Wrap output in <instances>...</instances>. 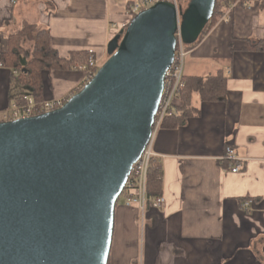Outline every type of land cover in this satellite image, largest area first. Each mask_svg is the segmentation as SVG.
<instances>
[{
  "label": "crops",
  "instance_id": "crops-1",
  "mask_svg": "<svg viewBox=\"0 0 264 264\" xmlns=\"http://www.w3.org/2000/svg\"><path fill=\"white\" fill-rule=\"evenodd\" d=\"M131 1L0 0V44L4 49L8 36L35 25L49 31L61 57L88 52L102 66L108 44L130 23ZM229 8L188 50L184 68L187 78L222 73L226 99L195 95L196 116L156 132L151 149L162 165L166 203L143 211L126 206L123 196L108 264H264V9L258 1ZM28 43L33 51L25 38L22 48L30 52ZM84 78L74 69L42 72V100L77 93ZM27 92L10 69L0 68V123ZM181 105L176 99L175 113ZM229 146L242 160L237 174L221 161ZM245 200L252 201L248 211Z\"/></svg>",
  "mask_w": 264,
  "mask_h": 264
},
{
  "label": "water",
  "instance_id": "water-1",
  "mask_svg": "<svg viewBox=\"0 0 264 264\" xmlns=\"http://www.w3.org/2000/svg\"><path fill=\"white\" fill-rule=\"evenodd\" d=\"M215 5L144 10L63 108L0 123V264H108L115 208L152 141L178 37L195 45Z\"/></svg>",
  "mask_w": 264,
  "mask_h": 264
},
{
  "label": "trees",
  "instance_id": "trees-1",
  "mask_svg": "<svg viewBox=\"0 0 264 264\" xmlns=\"http://www.w3.org/2000/svg\"><path fill=\"white\" fill-rule=\"evenodd\" d=\"M235 1H258L264 9V0H216L214 13L204 33L218 23L230 4ZM24 38L33 42L32 54L22 48L21 42ZM192 47L187 46L188 50ZM90 57L92 56L88 52H71L67 57H61L50 45L49 31H39L37 26L30 24L24 25L16 34L8 36L6 49L0 50V64L10 70H15L18 73L16 77L19 86L26 88L38 101H42V72L69 71L76 64L87 65ZM184 80L185 87L176 98L182 105L177 113L165 119L161 128L176 129L190 117L196 116L198 110L192 102L195 95L204 102H223L226 99L227 78L222 73L200 78L185 77ZM162 175V165L154 159L150 164L147 179L149 198L162 196ZM125 189L121 196L126 195Z\"/></svg>",
  "mask_w": 264,
  "mask_h": 264
},
{
  "label": "built area",
  "instance_id": "built-area-1",
  "mask_svg": "<svg viewBox=\"0 0 264 264\" xmlns=\"http://www.w3.org/2000/svg\"><path fill=\"white\" fill-rule=\"evenodd\" d=\"M16 2L17 0H12V3L15 4ZM159 2H170L178 7L177 0H132L127 9V16L131 21L141 12L151 8ZM238 4L239 1L231 4L228 13H230L232 9L237 7ZM124 31L125 30L121 31L120 33ZM1 49L3 48L0 44V50ZM187 56V45H185L182 42L181 38L178 37L174 62L165 76L164 89L158 112L155 117L152 140L156 132L161 128L165 119L175 113L174 104L176 98L179 95L180 91L185 87L184 68ZM0 68L5 67L0 64ZM100 68V64L93 57H90L87 65L77 64L74 66V70L82 71L85 73V78L78 92L96 76ZM11 73L13 76H17L18 74L15 70H11ZM75 94H70L60 99L38 101L33 97L31 93L27 92L26 94L16 97L12 101L9 108L4 112V122L33 118L42 114L54 112L63 108ZM154 159H156V157L152 152L150 143L141 156L140 160L136 162L132 167L130 176L125 186L126 206L137 205L143 211L146 206H152L156 209H161L162 207H164L166 203L164 197L159 196L156 198H149L147 195L148 172L150 164ZM221 161L229 165L230 171L233 174L239 173L242 169V160L237 157L234 149L230 146L225 149V153L222 156ZM251 204V200H245L242 202L241 206L245 211H248L251 208Z\"/></svg>",
  "mask_w": 264,
  "mask_h": 264
},
{
  "label": "rangeland",
  "instance_id": "rangeland-1",
  "mask_svg": "<svg viewBox=\"0 0 264 264\" xmlns=\"http://www.w3.org/2000/svg\"><path fill=\"white\" fill-rule=\"evenodd\" d=\"M189 2H190V0H177V5H178V7L181 6L185 10L187 8ZM126 29H124V30H126ZM31 45L32 44H29V43L26 45V48L29 49V51H30ZM4 49H6V47ZM29 53L32 54V51H30ZM122 198H123V196H121L119 198L117 203H120Z\"/></svg>",
  "mask_w": 264,
  "mask_h": 264
}]
</instances>
